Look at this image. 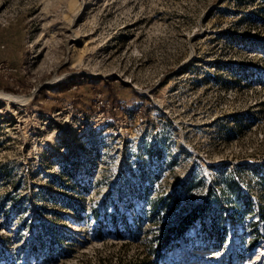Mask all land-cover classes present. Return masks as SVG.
Listing matches in <instances>:
<instances>
[{"label": "rangeland", "instance_id": "rangeland-1", "mask_svg": "<svg viewBox=\"0 0 264 264\" xmlns=\"http://www.w3.org/2000/svg\"><path fill=\"white\" fill-rule=\"evenodd\" d=\"M0 90V264H264V0H0Z\"/></svg>", "mask_w": 264, "mask_h": 264}, {"label": "trees", "instance_id": "trees-1", "mask_svg": "<svg viewBox=\"0 0 264 264\" xmlns=\"http://www.w3.org/2000/svg\"><path fill=\"white\" fill-rule=\"evenodd\" d=\"M176 203L178 202L179 203V201L178 200H176L175 201ZM188 216H186L184 219H186ZM183 218L181 219V222L184 220ZM186 226L187 225H185L183 228H182V232H184V230L186 229ZM177 234H179V233H177ZM167 246H168V243H167ZM165 253H166V251H158V253H157V256H156V258H155V260L152 262V263H148V264H159V261L165 256Z\"/></svg>", "mask_w": 264, "mask_h": 264}, {"label": "bare ground", "instance_id": "bare-ground-1", "mask_svg": "<svg viewBox=\"0 0 264 264\" xmlns=\"http://www.w3.org/2000/svg\"><path fill=\"white\" fill-rule=\"evenodd\" d=\"M0 96H5L7 98H11V99H18L20 97V95L15 94V93H10L4 90H0ZM77 225H73V228H77Z\"/></svg>", "mask_w": 264, "mask_h": 264}]
</instances>
